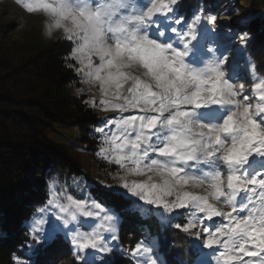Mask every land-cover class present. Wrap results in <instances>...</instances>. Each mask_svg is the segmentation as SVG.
Segmentation results:
<instances>
[{
    "label": "snow or ice",
    "instance_id": "obj_1",
    "mask_svg": "<svg viewBox=\"0 0 264 264\" xmlns=\"http://www.w3.org/2000/svg\"><path fill=\"white\" fill-rule=\"evenodd\" d=\"M23 7L29 13L43 10L56 15L55 26L63 27L66 34L85 33L82 44L74 43L70 58L78 65L77 72L98 83L103 110L120 114L105 121L117 129L115 133L109 136L105 128L96 129L105 145L97 155L123 170V175L114 177L119 187L165 213L186 210L189 218L175 228L210 250L209 264H264L260 255L264 253V161L257 166L255 159H249L264 158V80L254 84L260 102L252 104L244 83L226 77L227 55H217L209 47L205 68L198 71L186 64L185 57L196 47L201 17L189 22L180 0L134 4L132 15L125 17L133 30L112 46L101 41L99 25L105 13L100 9L76 13L48 0H25ZM120 7L125 6L120 3ZM69 17L74 29L63 23ZM215 19L207 17L209 23ZM240 39L246 42L247 33ZM68 42H73L70 36ZM133 68L140 70L138 74L129 71ZM86 103L94 106L96 101ZM212 106L224 109L222 123L214 122V113L197 111ZM129 112L136 114L124 115ZM129 176L146 178L129 181ZM196 188L204 189V194L191 191ZM66 200L60 203L53 190L46 205L37 209L43 215L30 225L32 243L26 245V255H38L62 236L72 245L77 264H111L107 254L118 248L119 240L114 217L103 202L93 200L88 205L71 195ZM49 214L53 219H48ZM121 250L136 264H157L152 248L142 242ZM258 256L259 260L251 259ZM13 261L36 264L15 254Z\"/></svg>",
    "mask_w": 264,
    "mask_h": 264
},
{
    "label": "trees",
    "instance_id": "obj_2",
    "mask_svg": "<svg viewBox=\"0 0 264 264\" xmlns=\"http://www.w3.org/2000/svg\"><path fill=\"white\" fill-rule=\"evenodd\" d=\"M180 7L189 22L200 11L194 0H183ZM211 28V25L198 26L195 51H200L201 46L204 50L207 39L209 42L216 39V35H210ZM68 38L57 35L44 46L30 47L0 20V264H14V254L30 261L34 259L36 264H77L71 245L62 236L38 255H26V245L32 243L28 223L47 201L48 181L54 175L84 174L79 158L67 145L52 139L49 132L59 124L75 125L83 134L80 140L93 149L92 154L98 151L102 141V134L95 130L104 128L105 120L86 103L88 95L80 92L83 77L70 58L74 42L69 43ZM209 47L220 48L218 43H209L206 49ZM247 49L253 57L257 79L264 80V63L256 53V46L248 45ZM245 93L251 102L252 95L246 90ZM215 107L199 113L213 112L214 121H222L224 112L221 114ZM256 162L259 166L260 159ZM89 191L120 217L118 248L108 258L111 264H136L121 249L130 250L145 242L144 226L157 238L163 264H198L202 246L193 244L187 233L168 225L156 209H142L133 197L100 183L91 185ZM180 219L176 217L173 223H180Z\"/></svg>",
    "mask_w": 264,
    "mask_h": 264
},
{
    "label": "rangeland",
    "instance_id": "obj_3",
    "mask_svg": "<svg viewBox=\"0 0 264 264\" xmlns=\"http://www.w3.org/2000/svg\"><path fill=\"white\" fill-rule=\"evenodd\" d=\"M182 1L183 0H180V3ZM23 2H25V0H20V2H18V0H0V20L3 23L9 25V28L13 31V34L16 38L25 41L30 45V47L44 46L57 35H68L77 45L83 43V38L85 35L83 31H73L71 34H66L63 27L57 28L55 26L58 20L56 15L43 10L29 13L23 7ZM48 3L52 4L54 7L72 9L76 13H78L80 9H86L93 12L98 9L102 10L105 15L102 16L101 23L99 25L102 33L101 41L105 45L112 46L114 45L117 38H122L127 35L128 31L133 30L131 27V21L126 20L125 17L132 15L134 4L139 6L140 0H120V3L125 6L123 9H121L120 3H117V0H48ZM196 4L197 6L200 5V11L194 13V17L199 15L201 17V24L211 25L212 28L209 30L210 35H216V39L211 42H209L207 39L208 42L207 40L205 41L206 43L204 42V50H202V46L199 47L200 51L193 50L189 56L185 57V63L198 71L205 68L206 61L210 58L206 55L205 51L207 45H209V43H213V45L218 43L220 48L217 49V55L224 54L230 59V63L226 66V77H231L230 82H235L236 84L244 83L245 90L252 95L251 103H259L260 93L254 88V84L259 83L263 79H257L255 63L250 51L247 49V46H256V53L260 56L261 61L264 63V0H260L259 2L257 0H204V2H201V0H194V5ZM209 15L215 16V22L209 23L207 21V17ZM50 17H54V19L50 20ZM186 17L187 16L185 13V18ZM63 23L68 28L74 29V24L71 17L65 19ZM44 29H46L49 33H52L51 39L45 38L43 35ZM207 30L208 29L205 31ZM243 33H247L246 42L240 39V35ZM258 35L259 37H257ZM256 37L257 40L255 39ZM193 43L196 45V47H198L196 41ZM94 60H96L98 63V58H94ZM129 71H132L133 74H138L140 70L133 68ZM82 77L83 86L80 89V92L86 93L88 95V101L92 99L96 101L94 106L90 104L89 105L95 109L100 119L102 121H110L112 118L118 119L120 115L118 112L105 111L99 104L102 94L99 90L98 83L90 82L88 77H86L83 73ZM215 108L218 111L220 110L221 114L224 112V109H221L219 106H216ZM201 110L206 111L209 109L197 110L198 113ZM129 114L136 113L129 112L125 113L124 115ZM105 121L103 126L105 128L106 134L110 136L112 133H115L117 129L110 123L106 125ZM214 122L222 123V121ZM82 135L83 134L78 131L77 127L72 124H59L55 127L54 131L49 132V136L52 139L67 145L73 154L79 158L84 168V174L69 175L68 173H65L61 176L54 175L47 184V201L51 198L52 191L54 190L55 194L59 198L60 203L62 204L68 203L66 200V196L68 195H71L74 199L85 201L88 205H90L93 200L99 202L91 195L89 191V188L94 183H100L102 186L121 191L132 197L126 192V190L119 187V180L114 178L117 173L123 175V170L119 169L117 165L109 164L107 161L97 155L99 149L102 146H105L103 143V134L101 136L102 141L100 143L99 149L95 154H92L91 151L93 149L90 148L91 146L89 144H86L80 140ZM249 159L250 161L253 159H255V161H257V159L264 161V158L261 157H250ZM207 170L208 169H206V171ZM145 178L146 177L136 176L128 177L129 181H139ZM49 182H52V189L49 188ZM191 191L197 194H204V189L202 188L191 189ZM133 199L136 200V203L140 205L142 209L147 207L156 209V213H159L160 215L159 217L162 220L164 219L168 225L171 224V227H175V224L178 223H173V219L176 217L179 216L181 218L180 223L185 222V220L189 218L185 214L186 210H176L174 213H172L171 217H168L167 215L165 216L164 213L162 214L157 212H164L163 209L154 205H147L136 197H133ZM46 203L41 207H44ZM49 207L51 208V206ZM104 207L109 210V214L114 217V222L118 230L120 217L112 210V208L106 205H104ZM144 211L148 210L146 209ZM177 211L179 212L177 213ZM42 215L43 214L36 213L33 216V218L28 223L29 229L33 219ZM48 219L51 220L53 217L49 214ZM78 219L84 221L93 218L78 217ZM214 219L219 221L218 217ZM95 222L98 223L99 221L96 220ZM81 229L87 231L89 230V226L81 225ZM142 229V232L146 233V241L143 242V244L152 248L151 255L152 258L156 260L157 264H163L164 257L159 251V242L157 238L150 234L149 228L147 226L142 227ZM105 236L109 237V234L105 233ZM190 238L193 244L202 246L200 240H197L193 236H190ZM209 254L210 250L203 248L201 259L199 260L198 264H209ZM109 255L110 253L107 254V258H109ZM260 255L264 256V253H261ZM138 259L143 260V257H139ZM244 259L247 260L249 258L245 257ZM251 259L259 260L260 257L258 256ZM134 261L136 262V260ZM212 264H215V262L213 261Z\"/></svg>",
    "mask_w": 264,
    "mask_h": 264
},
{
    "label": "clouds",
    "instance_id": "obj_4",
    "mask_svg": "<svg viewBox=\"0 0 264 264\" xmlns=\"http://www.w3.org/2000/svg\"><path fill=\"white\" fill-rule=\"evenodd\" d=\"M51 19H54V17H50V20ZM43 35L45 36V38H48V39L52 38V33H49L46 29H44Z\"/></svg>",
    "mask_w": 264,
    "mask_h": 264
}]
</instances>
